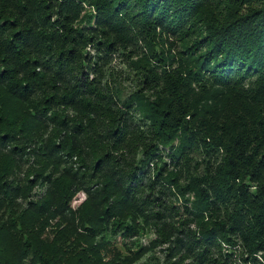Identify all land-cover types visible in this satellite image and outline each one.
<instances>
[{"label": "trees", "instance_id": "1", "mask_svg": "<svg viewBox=\"0 0 264 264\" xmlns=\"http://www.w3.org/2000/svg\"><path fill=\"white\" fill-rule=\"evenodd\" d=\"M161 245L264 264V0H0V264Z\"/></svg>", "mask_w": 264, "mask_h": 264}, {"label": "rangeland", "instance_id": "2", "mask_svg": "<svg viewBox=\"0 0 264 264\" xmlns=\"http://www.w3.org/2000/svg\"><path fill=\"white\" fill-rule=\"evenodd\" d=\"M219 1V0H217ZM171 42V43H170ZM168 42V46L169 47H172L174 50H179L181 51L183 49V44H182V41H178V40H173L171 39V41ZM193 42V40L191 41V43ZM189 43V41H188ZM190 44V43H189ZM115 66L121 71L123 69H125V66L119 61V59L117 58V60H115L114 62ZM113 64V65H114ZM44 189L42 187H38L36 188V194H40L41 192H43ZM86 196L81 193L79 195H77V197L74 199L73 203H72V206L74 208H77L81 202H83L85 200ZM230 212H220L216 215V218L215 220H224L226 218H228ZM195 225H193L192 229H195ZM156 238V235L151 232L147 235L145 234H142L141 235V243L142 244H149L152 240H154ZM178 247H180L179 243L177 244ZM170 248V246H158V248L155 250V251H152L150 253H148L143 260H139L138 262H136V264H163L165 262V264L168 261V259L166 258V253H167V249ZM181 248V247H180ZM226 248V247H225ZM225 255H227L226 253V250L224 251ZM230 254V260H229V264H254L253 263V255L251 256V259L250 256H249V253L248 251L246 250H242V251H230L229 252ZM224 255V256H225ZM260 256H262L261 254L258 255V260H260ZM251 260V261H249ZM225 262V261H224Z\"/></svg>", "mask_w": 264, "mask_h": 264}]
</instances>
